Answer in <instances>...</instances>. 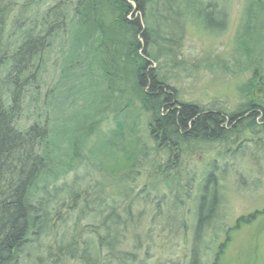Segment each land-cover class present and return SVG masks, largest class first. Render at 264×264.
<instances>
[{"label": "rangeland", "instance_id": "obj_1", "mask_svg": "<svg viewBox=\"0 0 264 264\" xmlns=\"http://www.w3.org/2000/svg\"><path fill=\"white\" fill-rule=\"evenodd\" d=\"M56 1L12 0L5 31L15 16L30 11L40 16ZM202 11L214 14L213 26ZM142 19L152 30L145 52L155 59H148V69L179 103L226 114L252 104L264 108V0H154ZM64 39L56 37L42 59L38 100L41 104L43 94L56 88V100L66 106L53 111V125L69 133L81 126H91V131L83 156L71 150L69 141L57 151L48 172L52 226L27 239L30 250L23 251L17 264H190L193 251L198 264H264V130L242 127L224 143L169 149L151 136L149 114L139 102L112 91L86 125L99 106L102 80L98 69L85 66L75 86L78 102L68 106L66 92L58 90ZM31 114L23 110L22 127L33 122ZM118 125L126 156L137 158L128 166L123 154L110 150L95 158L88 152ZM209 173L218 182V206L194 244L197 199ZM51 185L58 192L63 188L61 195ZM250 216L254 218L244 223ZM108 228L118 241L112 240V253L100 241Z\"/></svg>", "mask_w": 264, "mask_h": 264}, {"label": "trees", "instance_id": "obj_2", "mask_svg": "<svg viewBox=\"0 0 264 264\" xmlns=\"http://www.w3.org/2000/svg\"><path fill=\"white\" fill-rule=\"evenodd\" d=\"M153 1L61 0L58 3L57 0L40 16L32 14V8L27 16H15L12 28L5 31V17L10 12L12 0H0V264H17L23 251L30 250L26 246L27 239L46 234L52 226L49 222L53 209L47 193L50 187L48 172L54 167L57 151L69 141L71 150L81 156V150L88 145L91 126H81L69 133L53 125L56 120L53 111L66 106V101L56 100V88L43 94L41 104L38 100L41 93L37 90L40 86L36 83L37 75L42 59L47 58L56 37L65 38L67 46L61 54L62 88L60 86L58 90L66 92L69 107L78 102L76 94L80 89L75 86L79 84L85 66L98 69V78L102 80L99 106L87 117L86 125L96 119L107 93L112 91L120 96L130 94L139 102L149 114L151 136L161 138L169 149L224 143L242 127L264 130V124L260 125L264 123V108L259 104L226 114L212 107L179 103L175 93L158 81L154 71L148 69L151 64L148 59L155 58L145 52L152 30L142 19ZM131 13L140 16L129 19ZM203 13L209 20L207 25L213 26L214 14ZM82 59L89 61L85 63ZM32 87L35 90L31 94ZM25 109L33 111V122L22 127L20 116ZM117 127L107 140L91 146L88 151L91 156H103L110 150L126 156L122 129ZM129 155L133 157V154ZM132 157L126 156L127 166L137 160ZM56 189L53 188L54 194L60 192L61 195L63 188L60 187L59 192ZM217 191L215 176L207 174L196 204L194 244L199 243L204 229L215 218ZM253 218L250 216L243 222ZM91 235L96 236L95 233ZM105 236L108 237L106 240ZM100 238L101 244L112 253V240L118 242L117 239L107 233ZM190 264H198L195 251Z\"/></svg>", "mask_w": 264, "mask_h": 264}, {"label": "bare ground", "instance_id": "obj_3", "mask_svg": "<svg viewBox=\"0 0 264 264\" xmlns=\"http://www.w3.org/2000/svg\"><path fill=\"white\" fill-rule=\"evenodd\" d=\"M100 231H102V230H100ZM103 232V231H102ZM107 233V235L108 234H113V232L108 228V230H106V232H103L102 234H106Z\"/></svg>", "mask_w": 264, "mask_h": 264}, {"label": "flooded vegetation", "instance_id": "obj_4", "mask_svg": "<svg viewBox=\"0 0 264 264\" xmlns=\"http://www.w3.org/2000/svg\"><path fill=\"white\" fill-rule=\"evenodd\" d=\"M255 105H257V104H255ZM250 106L252 107L253 105H250ZM263 124H264V123H262V122L260 123V125H263Z\"/></svg>", "mask_w": 264, "mask_h": 264}]
</instances>
